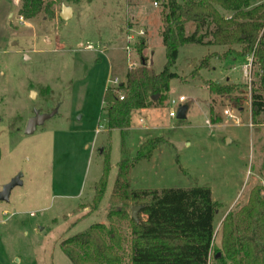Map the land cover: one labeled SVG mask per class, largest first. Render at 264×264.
<instances>
[{"label": "rangeland", "instance_id": "obj_1", "mask_svg": "<svg viewBox=\"0 0 264 264\" xmlns=\"http://www.w3.org/2000/svg\"><path fill=\"white\" fill-rule=\"evenodd\" d=\"M61 4L74 9L67 20L58 16ZM20 5L0 0V189L19 173L21 181L0 200V264H72L61 250L63 240L104 222L110 210L130 217L134 205L117 200L128 192L115 184L119 161L132 163L156 138L161 141L150 158L130 168L129 190L209 187L216 204L213 249L221 252L226 214L244 205L253 188L264 190V116L251 118V91L260 74L252 53L243 44H214L213 26L204 25L197 33L202 44L179 47L173 67L178 78L169 81L160 104L133 111L123 132L110 130L104 90L123 94L117 88L126 71L140 66L141 39L149 69L159 72L166 62V0H43L31 18L18 15ZM184 31L191 34L194 25L186 23ZM202 59L208 67H199ZM208 81L231 90L214 93ZM180 95L185 100L172 104ZM182 106L185 118L177 119ZM52 110L32 133L24 132L35 111ZM107 157L106 187L95 206ZM208 264L216 263L211 257Z\"/></svg>", "mask_w": 264, "mask_h": 264}, {"label": "trees", "instance_id": "obj_2", "mask_svg": "<svg viewBox=\"0 0 264 264\" xmlns=\"http://www.w3.org/2000/svg\"><path fill=\"white\" fill-rule=\"evenodd\" d=\"M254 3L255 5L251 6ZM43 0H21L18 15L31 18L41 9ZM161 41L166 62L159 72L146 65L142 54L143 39L136 45L140 66L125 73L118 86L122 99L110 87L104 90L107 112L106 127L130 126L132 112L160 104L169 89V81L178 78L173 71L179 47L186 43L202 44L197 33L204 25H212V42L218 45L243 44L250 51L260 71L258 87L251 91V118L264 116V0H166ZM221 10L231 12L230 17ZM194 31L185 34V24ZM199 67H208L206 59ZM214 93H228L230 85L211 81ZM157 95L155 99L152 96ZM161 139L147 140L132 163L119 161L116 187L128 192L117 200L139 205L142 217L133 220L125 210H110L104 222L92 223L85 230L63 240L61 250L72 264H264V196L261 187L253 188L247 202L228 212L222 221L221 252L213 249V219L216 204L207 186L170 187L162 189H130L127 177L132 165L150 158ZM108 157L104 158L93 204L98 205L107 181ZM117 206H113L116 208ZM127 208L128 205H123ZM217 253H219L217 255Z\"/></svg>", "mask_w": 264, "mask_h": 264}, {"label": "water", "instance_id": "obj_3", "mask_svg": "<svg viewBox=\"0 0 264 264\" xmlns=\"http://www.w3.org/2000/svg\"><path fill=\"white\" fill-rule=\"evenodd\" d=\"M72 15V8L71 6L61 4L60 11L58 13V16L61 20H67L71 17ZM157 95L152 96L153 99H155ZM185 112H186V107L182 106L178 109L176 113V118L177 119H183L185 118ZM55 113V110H52L49 113H39L38 111H35L34 114L27 120L25 124V133H32L36 126L41 125L43 121L49 117H51ZM20 173L16 176H14L10 181L2 185L0 189V200H7L9 197L10 190L12 187H14L17 184H20ZM140 206L139 205H134L131 207L130 211V218L133 220H138L137 212L139 211ZM219 253H217L218 255Z\"/></svg>", "mask_w": 264, "mask_h": 264}, {"label": "built area", "instance_id": "obj_4", "mask_svg": "<svg viewBox=\"0 0 264 264\" xmlns=\"http://www.w3.org/2000/svg\"><path fill=\"white\" fill-rule=\"evenodd\" d=\"M154 4L156 5V2H154ZM137 34L138 35H142L143 34V30L140 29L139 31H137ZM132 38H133L132 35H128L127 36V39H132ZM85 48L90 49V48H92V46H91V44H86ZM243 68H244V73H246L248 71V69L250 68V64L243 65ZM116 80H117L116 78L115 79H110V80H108V82H117ZM119 98L122 99V95H120ZM184 100H185L184 96L180 95V96L177 97V99H171V103L174 104L176 102H182ZM223 114L226 116V118L235 120V115L232 114L228 109H224ZM168 115L170 117H175V113L173 111H169ZM148 118H149L148 116L145 117L146 120H148ZM139 122L144 123V119L140 118ZM235 122H237V121L235 120ZM95 131L99 132L100 129L96 128ZM261 192H262L261 194L264 195V190H262Z\"/></svg>", "mask_w": 264, "mask_h": 264}, {"label": "crops", "instance_id": "obj_5", "mask_svg": "<svg viewBox=\"0 0 264 264\" xmlns=\"http://www.w3.org/2000/svg\"><path fill=\"white\" fill-rule=\"evenodd\" d=\"M72 8V7H71ZM73 13H74V9L72 8V15L71 17L73 16ZM102 50V49H101ZM147 65V64H146ZM144 109H148V108H144ZM148 117H150L149 115H147Z\"/></svg>", "mask_w": 264, "mask_h": 264}]
</instances>
